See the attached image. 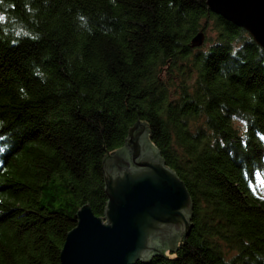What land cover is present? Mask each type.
Wrapping results in <instances>:
<instances>
[{"label":"trees","instance_id":"1","mask_svg":"<svg viewBox=\"0 0 264 264\" xmlns=\"http://www.w3.org/2000/svg\"><path fill=\"white\" fill-rule=\"evenodd\" d=\"M136 120L193 201L175 257L136 264H264V49L206 0H0V264H59Z\"/></svg>","mask_w":264,"mask_h":264},{"label":"water","instance_id":"2","mask_svg":"<svg viewBox=\"0 0 264 264\" xmlns=\"http://www.w3.org/2000/svg\"><path fill=\"white\" fill-rule=\"evenodd\" d=\"M210 11L244 28L264 49V0H206ZM203 30L190 47L203 44ZM101 162L106 203L103 215L81 205L67 232L59 264L148 263L154 255L173 259L192 223L193 201L168 166L141 120L128 128L121 147L106 150Z\"/></svg>","mask_w":264,"mask_h":264},{"label":"rangeland","instance_id":"3","mask_svg":"<svg viewBox=\"0 0 264 264\" xmlns=\"http://www.w3.org/2000/svg\"><path fill=\"white\" fill-rule=\"evenodd\" d=\"M205 20L202 19L201 23ZM206 28L204 29L205 39L204 46L210 45L212 41L216 38L218 28L215 21V18H207L206 21ZM234 125L239 128L240 131L243 130V123L239 120L234 121ZM250 189L253 193L259 195L260 197L264 198V168L261 172L257 173L255 176V180L249 184ZM69 210V207L66 208Z\"/></svg>","mask_w":264,"mask_h":264}]
</instances>
